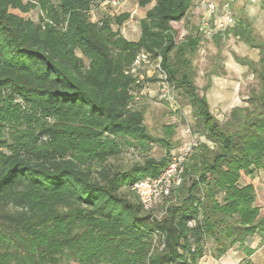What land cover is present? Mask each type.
Instances as JSON below:
<instances>
[{"label": "trees", "instance_id": "obj_1", "mask_svg": "<svg viewBox=\"0 0 264 264\" xmlns=\"http://www.w3.org/2000/svg\"><path fill=\"white\" fill-rule=\"evenodd\" d=\"M45 1L0 0V111L17 96L33 113L53 119L10 154L0 152V264H46L62 255L78 264H204L208 249L219 259L236 245L245 255L242 264H253L250 241L256 235L264 240L255 179L264 167V40L251 22L238 17L212 37L220 45L233 34L260 52L258 61L235 54L258 87L221 122L195 82L199 28L179 36L173 25L193 0H138L141 7L154 4L140 19L137 40L114 31L108 19L101 26L90 21L86 10L96 0H62L67 30H43L25 14ZM52 17L60 21L59 12ZM141 53L159 60L162 80L181 90L204 136L196 134L171 200L153 209L144 207L133 185L158 176L169 154L128 168L107 165L123 142L169 149L176 131L167 125L163 136L151 135L145 111L134 107L144 87L133 71ZM12 110L19 117V109Z\"/></svg>", "mask_w": 264, "mask_h": 264}, {"label": "rangeland", "instance_id": "obj_2", "mask_svg": "<svg viewBox=\"0 0 264 264\" xmlns=\"http://www.w3.org/2000/svg\"><path fill=\"white\" fill-rule=\"evenodd\" d=\"M26 1V0H25ZM222 1V0H220ZM45 6L36 4L25 15L29 18L39 21L43 30L50 27H56L61 31H66L68 26V15L62 12V0H46ZM154 4L152 2L146 7H141L138 0H120L117 4H113L111 0H96L92 3L86 15L90 21L102 25L105 19L111 21V27L114 31H119L128 40H135L140 33L139 22L145 15L146 10ZM53 11L60 13V21H56L53 17ZM129 14L121 25L114 22L117 16ZM235 18L243 17L249 20L253 26V31L258 39L264 40V0L256 3L248 1H239L234 5ZM201 19V13L198 10L190 9L187 16L178 22H174V28L179 36L186 34L198 26ZM81 54V53H80ZM235 54L241 57H250L258 60L260 56L259 49L249 46L238 36L230 34L225 37L220 45H216L212 38L204 40L194 58V64L197 69L195 82L199 87L201 94L206 93L204 87L209 80V73L216 68L222 70L227 67V73L221 76L219 86H234L228 88L234 92V96L230 98L228 103H223L217 97L216 101L212 100L211 109L217 115L221 122H224L229 114V110L235 104L246 105L245 99L252 88L258 87V80L248 66H240L235 59ZM134 72L138 78L144 81V87L136 94L134 107L145 111V125L148 132L153 136H163L167 125H175L176 131L171 139L170 148L153 143L148 150H143L139 146L129 145L123 142L122 152L107 161V165L114 168H128L137 161L143 162L148 157L161 159L163 156L171 155L186 140L197 134L204 138L199 131L196 118L193 113L192 106L188 103L186 97L181 90L171 85L163 86L161 82L165 74L159 67V60L149 59L142 61L135 67ZM158 77L160 80L148 81L146 78ZM217 80V79H215ZM170 92V97L162 96L163 93ZM5 111H0V152L4 155L10 154L12 148L20 141L27 137L30 132L38 133L41 122L51 124L53 119L45 117L40 112L33 113L31 106L21 97L7 98ZM19 109V117L13 113V108ZM34 114V115H32ZM95 167L97 163H93ZM258 187L259 196L264 195V189ZM264 207V200L258 203ZM157 215L161 214V206ZM159 244L155 238V247ZM212 246V242H208V248ZM234 252L237 258L242 251L238 245L232 247L227 253ZM211 252L208 249L204 257H210ZM50 259V258H48ZM31 264V263H30ZM46 264H78L72 257L67 255L58 256L56 261H46ZM236 264H242L240 261Z\"/></svg>", "mask_w": 264, "mask_h": 264}, {"label": "built area", "instance_id": "obj_3", "mask_svg": "<svg viewBox=\"0 0 264 264\" xmlns=\"http://www.w3.org/2000/svg\"><path fill=\"white\" fill-rule=\"evenodd\" d=\"M119 1L111 0L113 4H117ZM239 1L256 3L259 0L192 1L191 8L201 13L199 33L202 37V42L211 39L217 33L227 31L234 25L236 20L234 5ZM149 59L148 54H139L134 62L133 71L138 64ZM163 96L170 97V92L166 90ZM197 141L196 135L186 140L169 156L167 165L158 176L144 177L134 183L133 190L146 209H153L171 200L175 189L183 181L186 163Z\"/></svg>", "mask_w": 264, "mask_h": 264}, {"label": "crops", "instance_id": "obj_4", "mask_svg": "<svg viewBox=\"0 0 264 264\" xmlns=\"http://www.w3.org/2000/svg\"><path fill=\"white\" fill-rule=\"evenodd\" d=\"M218 1H220V0H218ZM199 24H200V22H199ZM199 24L197 26L198 28H199ZM235 25H236V20H235V23L232 27H234ZM190 31H192V30H190ZM190 31H188L186 34H188ZM186 34H184L182 36H185ZM139 37H140V33H139L138 38ZM137 39H135V40H137ZM247 58H250V57H247ZM250 59H253V58H250ZM258 60H255V61H258ZM240 66H243V64H240ZM245 66H248V65H245ZM216 70L218 72H224V73L223 74H215V73H212V71L209 73L210 78H209L208 82L206 83V85L209 83L210 86L206 90L205 94L208 98V102L210 104V107H211L212 100L216 101L217 97L220 98L217 101H220L223 103H228L230 101V98H232L234 96V92L233 91L231 92L230 89L228 90V88L234 87V86H226V84H224L223 86H219V80H220L221 76H224L227 73V67L222 68V70H219V68H216ZM215 79H217V80H215ZM161 84L163 86H167L168 83L165 81H162ZM163 95H164V93L162 94V96ZM234 106H243V105L235 104V105H233V107ZM211 111H212V109H211ZM255 177H256L255 179H256L257 186H261L264 189V167L262 169L256 170ZM261 199L264 200V195L258 197L257 203H259V202L261 203ZM260 207H261V214L264 215V207H262L261 205H260ZM250 244L253 248H255L254 253L250 256L252 263L253 264H264V240L262 241V238L260 236L256 235L251 239ZM234 252L235 251L230 252V253H226L223 257H221L219 259H216L211 255L210 257H206L204 259V264H236V263H239L240 261L243 262V259L245 257L243 252L237 258L234 256Z\"/></svg>", "mask_w": 264, "mask_h": 264}]
</instances>
